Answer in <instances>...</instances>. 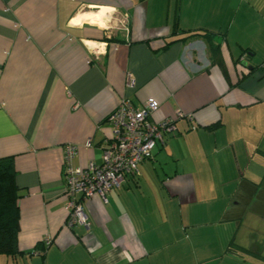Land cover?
<instances>
[{"label":"crops","instance_id":"0c3cea01","mask_svg":"<svg viewBox=\"0 0 264 264\" xmlns=\"http://www.w3.org/2000/svg\"><path fill=\"white\" fill-rule=\"evenodd\" d=\"M150 97L174 131L68 227L63 146L101 162L109 113ZM10 156L19 230L0 264H264V0H0Z\"/></svg>","mask_w":264,"mask_h":264},{"label":"built area","instance_id":"2783aa9c","mask_svg":"<svg viewBox=\"0 0 264 264\" xmlns=\"http://www.w3.org/2000/svg\"><path fill=\"white\" fill-rule=\"evenodd\" d=\"M158 107L159 102L152 97L142 107H135L130 100L122 99L105 119L111 133L102 144L99 163L88 161L85 165H75L73 159L78 155L79 145L66 143L63 146L68 227L83 225L88 228L83 202L94 196L107 201L110 190L120 187L128 175L137 172L138 164L151 156L156 142L162 141L163 133L174 131L176 117L152 119ZM181 114L178 113L177 117Z\"/></svg>","mask_w":264,"mask_h":264},{"label":"trees","instance_id":"16d2710c","mask_svg":"<svg viewBox=\"0 0 264 264\" xmlns=\"http://www.w3.org/2000/svg\"><path fill=\"white\" fill-rule=\"evenodd\" d=\"M195 32L193 34H198ZM203 35L211 36L209 32ZM211 59L225 73L218 45H211ZM18 187L15 183V169L12 157L0 158V254H15L20 211L18 206Z\"/></svg>","mask_w":264,"mask_h":264}]
</instances>
